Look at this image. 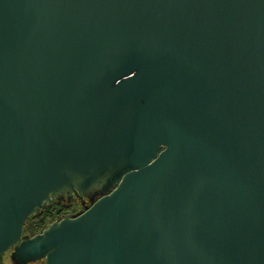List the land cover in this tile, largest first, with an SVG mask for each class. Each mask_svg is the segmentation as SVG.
Returning <instances> with one entry per match:
<instances>
[{"label": "water", "instance_id": "95a60500", "mask_svg": "<svg viewBox=\"0 0 264 264\" xmlns=\"http://www.w3.org/2000/svg\"><path fill=\"white\" fill-rule=\"evenodd\" d=\"M86 211L35 235L53 200ZM264 264V0H0V264Z\"/></svg>", "mask_w": 264, "mask_h": 264}, {"label": "trees", "instance_id": "16d2710c", "mask_svg": "<svg viewBox=\"0 0 264 264\" xmlns=\"http://www.w3.org/2000/svg\"><path fill=\"white\" fill-rule=\"evenodd\" d=\"M71 210V205L64 204L60 200H53L45 205L39 214L30 217L25 225V234L35 235L42 232L55 220L62 219L65 213Z\"/></svg>", "mask_w": 264, "mask_h": 264}, {"label": "flooded vegetation", "instance_id": "af4514ba", "mask_svg": "<svg viewBox=\"0 0 264 264\" xmlns=\"http://www.w3.org/2000/svg\"><path fill=\"white\" fill-rule=\"evenodd\" d=\"M60 201L63 202L64 204L71 205V210L69 212L65 213L63 217L82 213V212L86 211L87 207H89L91 205V202H90V200L88 198H85V197L84 198H80L76 194L74 195V198L71 201H69L68 199H64V200H60ZM12 251L13 250L10 249L6 253V255L8 253H10V255H11ZM37 262H42V260L37 261ZM34 263H36V262H34ZM29 264H32V263H29ZM42 264H43V262H42Z\"/></svg>", "mask_w": 264, "mask_h": 264}, {"label": "rangeland", "instance_id": "374dc122", "mask_svg": "<svg viewBox=\"0 0 264 264\" xmlns=\"http://www.w3.org/2000/svg\"><path fill=\"white\" fill-rule=\"evenodd\" d=\"M59 220H61V219H59ZM55 221H57V220H55ZM38 233H40V232H38ZM32 236V235H31ZM4 264H15L13 261H12V259H11V255H10V253H8L7 255H5V258H4ZM33 264V263H32ZM34 264H42V262H36V263H34Z\"/></svg>", "mask_w": 264, "mask_h": 264}]
</instances>
